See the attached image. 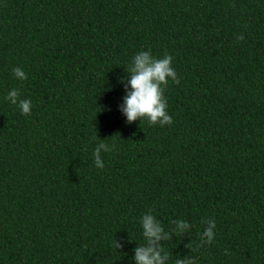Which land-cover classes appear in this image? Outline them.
<instances>
[{
	"label": "trees",
	"instance_id": "16d2710c",
	"mask_svg": "<svg viewBox=\"0 0 264 264\" xmlns=\"http://www.w3.org/2000/svg\"><path fill=\"white\" fill-rule=\"evenodd\" d=\"M139 51L170 125L119 110ZM149 212L164 264H264V0H0V264H136Z\"/></svg>",
	"mask_w": 264,
	"mask_h": 264
},
{
	"label": "clouds",
	"instance_id": "9594fccd",
	"mask_svg": "<svg viewBox=\"0 0 264 264\" xmlns=\"http://www.w3.org/2000/svg\"><path fill=\"white\" fill-rule=\"evenodd\" d=\"M237 40H243V35H238ZM172 56L165 53L162 58L152 56L150 51H139L136 53L129 64L127 71L130 79L125 85V95L123 104L119 110L126 116L127 122L131 123L138 118L147 117L150 124H171L172 117L167 113V102L163 96L164 89L171 79L174 83H179L176 70L171 66ZM13 74L17 79L25 80V72L19 68H13ZM123 83V80L120 81ZM130 89V90H129ZM11 104L16 105L21 110V114L31 113L32 101L21 98L18 89H12L5 97ZM112 149L103 141L97 144L93 151V161L97 168H103L104 164L101 152H108ZM180 228H187V222L179 221ZM215 220L210 219L208 226L201 235V244H210L214 239ZM142 235L144 243L134 249V259L136 264H164V260L169 256L163 252L160 241L168 240L170 237L164 233L162 225L152 214L146 213L142 216ZM115 249H120L123 245L114 240ZM225 254H228L225 250ZM175 264H196L194 258H184L175 260Z\"/></svg>",
	"mask_w": 264,
	"mask_h": 264
}]
</instances>
